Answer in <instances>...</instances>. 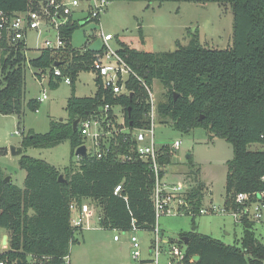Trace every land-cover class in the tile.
Here are the masks:
<instances>
[{
  "label": "trees",
  "instance_id": "obj_1",
  "mask_svg": "<svg viewBox=\"0 0 264 264\" xmlns=\"http://www.w3.org/2000/svg\"><path fill=\"white\" fill-rule=\"evenodd\" d=\"M46 0H0V12L6 15L35 10ZM136 2H188L229 4L232 11V44L224 50L200 45L197 35L186 45L175 42V50L142 52L119 43L117 54L151 89L158 82L165 98L156 106L157 120L170 124L181 133L195 128L205 130L210 137L231 145L233 157L226 162L225 201L228 208L239 193L264 192V151H250L253 144L264 146V0H116ZM90 15L84 23L97 21ZM78 23L69 20L59 28L65 42L59 50L39 49L38 57L28 61V67L48 74V85L54 89L60 77H54V64L63 76L70 79L71 95L66 102V121H51L45 134L29 132L21 141V148L51 149L69 141L71 155L82 144L78 130H72L74 120L98 114L105 105L119 106L124 125L131 128L148 127L147 92L139 80L125 81L128 94L113 95L102 90L96 82L93 97H76L74 83L78 74L91 71V65L101 50L86 47L75 49L70 40ZM24 41H0V114L15 115L20 120L23 106L37 110L38 101L23 104ZM128 108L130 111L128 112ZM111 114V113H110ZM115 137L110 141L109 153L97 159L89 157L80 163L70 162L62 171L48 163L21 155L19 166L25 171L23 189L5 182L6 173L0 167V228L7 235V248L0 253V261L19 264H63L69 256L75 234L81 230L71 226L69 204L80 206L92 200L100 207L98 226L102 229L127 232L135 221L138 230L152 231L155 224L151 200L154 177L148 165L140 160L120 163L118 156L131 153L130 139ZM5 151V150H4ZM159 164L171 161L168 147ZM6 152L0 150V155ZM192 165V164H190ZM192 167V166H191ZM163 172L161 173V175ZM59 175L63 181H59ZM192 185L188 200L193 213L203 200L204 184L198 171L188 170ZM263 178V180H262ZM122 182V191L113 194ZM124 197L126 198L124 200ZM242 235L238 243L225 245L219 240L194 231L181 234L177 244L183 251V264H264V243L254 232L255 224L243 219ZM264 236V226H263ZM187 238V244L181 240ZM197 262H191L193 257Z\"/></svg>",
  "mask_w": 264,
  "mask_h": 264
},
{
  "label": "rangeland",
  "instance_id": "obj_2",
  "mask_svg": "<svg viewBox=\"0 0 264 264\" xmlns=\"http://www.w3.org/2000/svg\"><path fill=\"white\" fill-rule=\"evenodd\" d=\"M107 5L99 14L97 21L84 23L89 15L87 1L72 9L70 20L79 27L73 32L70 44L75 49L86 47L99 50L103 43L101 34H110L108 42L111 49L119 48V43L142 52H165L175 50V42L186 45L192 36L197 35L200 45L214 49H227L232 44V11L229 4L219 3H188V2H128L106 0ZM55 30L45 32L27 31L24 36L26 46V65L24 67L23 104L31 99L38 100L45 92L46 99L39 103L37 110L29 111L23 106V114L18 120L15 115L0 114V150L9 152L5 159L0 156V167L12 175V183L23 189L25 171L19 166L21 155L40 159L59 170L66 168L70 162L76 163V157L71 155L69 141H63L51 149L27 147L22 149L20 156H11L9 149L21 148L22 139L29 133L45 134L49 131L50 122H62L68 119L65 110L66 102L71 95V86L58 80L57 88L48 85L47 74L42 79L36 77L35 70L28 67V61L38 57V50L43 48V41L54 40ZM94 73L81 72L74 83L76 97H93L96 93ZM0 73V88L3 83ZM154 102H163L165 95L163 87L154 82L151 88ZM119 123L123 122V112L116 106L113 109ZM174 141H180L179 149L173 152L170 163L165 167L168 182L184 183L191 179L188 170L198 171V180L204 184L205 190L201 209L211 205L222 208L225 201L226 162L233 157L230 144L219 138L210 137L201 129L195 128L188 133L175 130L170 124L156 120L154 123V143L156 147L171 146ZM250 151H264L260 144L250 145ZM5 150V151H4ZM192 164V165H190ZM192 166V167H191ZM6 173V174H8ZM8 175H6L7 177ZM94 218L90 230H82L75 234V242L70 245V264H155L150 253L153 231L135 230L118 232L101 229L98 226L100 216L99 205L92 200H84ZM159 230L158 243L162 252L158 264H167L168 251L171 245L179 246L177 241L181 234L194 231L219 240L225 245L238 243L242 228L235 224L229 215L225 214H174L161 215L156 221ZM256 237L264 243L263 226L254 227ZM3 230L0 228V253L7 245L1 244ZM6 235V233H5ZM119 236L114 242L113 236ZM136 237L141 256L132 259L129 237ZM184 248H181V250ZM183 264V263H177Z\"/></svg>",
  "mask_w": 264,
  "mask_h": 264
},
{
  "label": "built area",
  "instance_id": "obj_3",
  "mask_svg": "<svg viewBox=\"0 0 264 264\" xmlns=\"http://www.w3.org/2000/svg\"><path fill=\"white\" fill-rule=\"evenodd\" d=\"M85 1L88 2L86 9L92 18H98L107 5L106 0H46L45 2H40L35 10L14 13L10 16L0 12V41L4 39L6 42L13 44L24 41L27 31L40 33L52 29L55 30L56 36L53 41L45 39L42 43V49L59 50L64 48L65 42L60 36L59 28L70 20L73 12L71 10L77 8L81 2ZM100 36L103 43L102 48H100L101 53L98 54L91 65V71L94 73L96 82H98L102 90L110 91L113 95L118 96L120 94H128L125 89V81L129 77L139 80L148 95L147 104L149 111L146 117L149 119V125L142 128L126 127L124 125V117L122 118L123 122L119 123L117 120L118 115L113 111L114 107L105 105L98 114L90 115L86 119L79 121L77 130L82 138V144L79 146H85L88 154L87 159L89 157L101 159L109 153L112 139L117 144L115 137L122 135L123 141L130 139L133 142L134 145L130 149L131 153L118 156V161L128 164L140 160L148 165L149 170L153 174L154 187L151 200L154 208L155 224L152 230L154 238L149 248L150 253L154 257V263L158 264L162 248L158 243L159 230L157 229L156 221L161 215L195 214L188 200L192 181L188 179V182L175 184L166 180V166L159 164V159L164 154L163 147H168L172 156L173 152L179 149L181 143L180 141H174L170 147H156L154 143V123L157 120V114L151 89L130 69L124 59L117 54L116 50L109 47L108 42L113 39L112 36L110 34H101ZM53 75L54 77H60L65 84L70 85L69 77L63 76L58 68L54 67ZM43 76L44 74H42L41 79ZM47 78L49 79L48 74ZM45 99L46 95L43 91L42 96L37 101L42 103ZM119 110L122 111V108L119 107ZM75 157L77 163L84 160L79 155ZM162 172L163 174L161 175ZM122 188L121 182L114 187L113 194H120ZM69 210L73 229H92L91 220L94 215L86 204L82 202L80 206H77L72 201L69 204ZM206 213L229 215L237 225L242 224L243 219H246L255 225L264 226V192L239 193L234 196L233 205L228 208L223 204L222 208L211 205L207 209L200 208L198 210L199 215H205ZM135 230L138 229L135 226V221H132L129 231ZM113 241H119V236L114 235ZM129 244L131 246L132 259L138 260L141 253L136 237L130 236ZM169 248L167 264L182 263L184 254L180 246L171 245ZM0 264H19V262L0 261ZM63 264H70L69 256L64 257Z\"/></svg>",
  "mask_w": 264,
  "mask_h": 264
},
{
  "label": "water",
  "instance_id": "obj_4",
  "mask_svg": "<svg viewBox=\"0 0 264 264\" xmlns=\"http://www.w3.org/2000/svg\"><path fill=\"white\" fill-rule=\"evenodd\" d=\"M57 66H58V64H54V67H57ZM127 111L129 112L130 109L128 108ZM79 121H80L79 119H76V120H74L73 123H72V130H73L74 132L77 130V126H78ZM60 122H61V121H60ZM9 151H10V155H11V156H20V155L22 154V148H13V147H11V148L9 149ZM74 155H75V156L79 155V156H81L84 160H86L87 157H88V154H87V151H86L85 146L82 145V146L77 147V148L74 150ZM4 181H5V182H10V177H9V176L5 177ZM59 181H63V176H62V175H59ZM181 240L184 242L185 245L187 244V238H186V237H182ZM1 244H2L3 246H6V245H7V235H3V237H2V241H1ZM198 259H199V257L195 256V257L192 258V262H197Z\"/></svg>",
  "mask_w": 264,
  "mask_h": 264
},
{
  "label": "crops",
  "instance_id": "obj_5",
  "mask_svg": "<svg viewBox=\"0 0 264 264\" xmlns=\"http://www.w3.org/2000/svg\"><path fill=\"white\" fill-rule=\"evenodd\" d=\"M94 84H95V86H96L95 78H94ZM8 154H9V152L6 150V154L3 155L2 157L6 159V158L8 157ZM0 156H1V155H0ZM4 172H5V173H8V172H6V171H4ZM7 175L10 177V180L12 181V175H11L10 173H8ZM166 178H167V177H166ZM83 230H84V229H83ZM81 232H82V230H81ZM81 232H80V233H81ZM3 234L5 235V232H4V231H3Z\"/></svg>",
  "mask_w": 264,
  "mask_h": 264
}]
</instances>
